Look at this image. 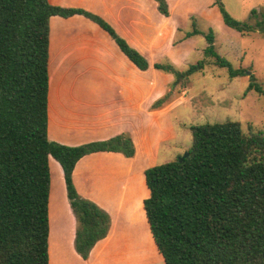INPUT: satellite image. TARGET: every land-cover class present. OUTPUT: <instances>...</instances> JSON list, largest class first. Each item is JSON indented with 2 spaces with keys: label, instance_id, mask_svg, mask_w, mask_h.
<instances>
[{
  "label": "trees",
  "instance_id": "16d2710c",
  "mask_svg": "<svg viewBox=\"0 0 264 264\" xmlns=\"http://www.w3.org/2000/svg\"><path fill=\"white\" fill-rule=\"evenodd\" d=\"M156 1L168 15L166 0ZM214 4L226 26L240 33L251 28L231 16L222 0ZM76 12L108 31L139 69L149 66L143 54L93 13L48 0H0V264H48L52 160L61 166L75 216L74 248L88 258L94 244L107 235L110 216L78 194L74 166L96 151L127 157L135 153L126 132L80 145L48 139L49 19ZM196 34L206 41L202 58L184 69L168 60L153 65L173 75L170 87L185 86L191 74L202 71L208 63L205 56L226 68L230 78L245 74L246 68L234 67L216 50L213 30L202 32L194 15L175 42ZM249 77L254 79L253 74ZM248 87L264 95L259 84L251 81ZM166 100L165 94L151 106ZM190 130L192 145L186 156L144 170L149 189L144 210L163 264H264V133L244 132L233 120L191 125Z\"/></svg>",
  "mask_w": 264,
  "mask_h": 264
},
{
  "label": "crops",
  "instance_id": "0c3cea01",
  "mask_svg": "<svg viewBox=\"0 0 264 264\" xmlns=\"http://www.w3.org/2000/svg\"><path fill=\"white\" fill-rule=\"evenodd\" d=\"M48 1L99 16L149 63L147 69H139L108 31L82 13L50 16L48 139L80 145L126 132L135 153L125 157L116 151H96L74 166L72 180L78 194L110 216L108 234L95 243L86 259L74 248L76 220L63 177L56 174L54 188L51 177L48 264H129L136 252L138 258L143 256L142 264H159L161 254L143 204L149 196L144 170L153 165L147 162L152 156L149 151L157 149L161 138H171L170 106L151 105L166 92L173 75L153 65L168 60L184 69L202 57L203 35L175 42L188 29L191 15L197 17L202 32L214 25L222 31L229 27L214 0H166L168 15L159 11L156 0ZM164 131L167 135L160 136Z\"/></svg>",
  "mask_w": 264,
  "mask_h": 264
},
{
  "label": "rangeland",
  "instance_id": "374dc122",
  "mask_svg": "<svg viewBox=\"0 0 264 264\" xmlns=\"http://www.w3.org/2000/svg\"><path fill=\"white\" fill-rule=\"evenodd\" d=\"M222 1L231 16L247 22L251 28L240 33L230 27L222 31L215 25L212 26L215 48L234 67L241 66L247 70L244 75L230 78L226 68L213 64L211 58L205 56L208 63L202 71L191 74L185 86L177 83L170 87L171 83H169L166 92L156 99L167 95V100L163 104L170 106L167 117L172 121L169 131L171 138H161L157 149L149 151L152 152V156H148L147 161L150 164L156 165L173 160L187 151L192 145L191 125L233 120L240 122L244 132L251 129L264 133V95L248 87L252 81L264 89V0ZM252 9H256V14L252 15ZM262 20L263 22H260ZM256 23L260 24L258 26H261L262 30L256 26ZM209 28L203 32H207ZM204 45H206L205 39ZM251 74L254 75L253 80L249 77ZM164 135H167L166 131L160 133V136ZM150 136L155 138L153 134ZM52 167L54 188L56 174L62 177L63 175L61 166L56 160ZM138 254L137 252L136 255L131 254L129 264H142L140 258L143 256L138 258ZM158 258L159 264H163L160 255ZM116 264H120L119 261Z\"/></svg>",
  "mask_w": 264,
  "mask_h": 264
},
{
  "label": "water",
  "instance_id": "95a60500",
  "mask_svg": "<svg viewBox=\"0 0 264 264\" xmlns=\"http://www.w3.org/2000/svg\"><path fill=\"white\" fill-rule=\"evenodd\" d=\"M187 155V151H185L179 158H182Z\"/></svg>",
  "mask_w": 264,
  "mask_h": 264
}]
</instances>
